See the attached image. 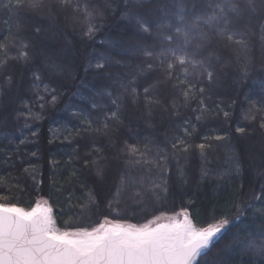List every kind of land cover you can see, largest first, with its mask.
I'll use <instances>...</instances> for the list:
<instances>
[{
    "label": "snow or ice",
    "instance_id": "1",
    "mask_svg": "<svg viewBox=\"0 0 264 264\" xmlns=\"http://www.w3.org/2000/svg\"><path fill=\"white\" fill-rule=\"evenodd\" d=\"M116 18L133 40L106 37L89 51L101 25ZM0 24V125L19 133L0 150V264H232L238 251L264 264V80L258 92L243 85L257 63L264 73V0H0ZM49 33L61 43L50 44L57 37ZM76 80L82 103L65 106V135L49 140L75 145L63 162L48 161L50 187L68 192V212L75 191L87 193L88 206L78 202L79 214L65 220L59 200L40 195L42 169L21 146L38 137L34 122ZM257 137L248 164L255 184L241 183L204 217L187 193L160 222L155 213L174 185L195 182L199 191L243 177L247 162L234 153L223 167H210L212 158L233 140ZM191 156L198 172L186 167ZM61 168L79 189L58 187ZM129 190L135 203L124 200ZM33 193L43 205L20 206ZM136 213L146 222L131 223Z\"/></svg>",
    "mask_w": 264,
    "mask_h": 264
},
{
    "label": "trees",
    "instance_id": "2",
    "mask_svg": "<svg viewBox=\"0 0 264 264\" xmlns=\"http://www.w3.org/2000/svg\"><path fill=\"white\" fill-rule=\"evenodd\" d=\"M190 6V5H189ZM13 26L15 25V20H13ZM73 26H68V31H73ZM75 31H79V25L75 27ZM125 31L123 28V25L120 24L119 18L116 19H109L107 22L101 25V30L96 33L95 35V43L89 47V51H92L94 48L97 47V45L101 41H105L106 37H110L112 41H120L122 43H130L133 40V37L130 35H122V33ZM5 32V26L3 24H0V33ZM50 36H56V39H50L49 43L56 45L60 44L61 41L57 34L55 33H49ZM69 40H71V37H69ZM76 40H79V37H76ZM106 43H109L108 41H105ZM77 48H79L81 51L83 50L82 45L77 44ZM102 50V49H100ZM260 56L259 48L256 49V57L257 59ZM83 75V73H81ZM264 80V73L260 71V65L257 63L256 65V71L251 74V79L245 80L243 82L245 91L249 92H258L261 87V81ZM80 86V80H76L74 83L69 82L68 89L65 90L63 93V101L59 103L56 107L48 108L44 114L43 119L37 120L34 122L35 126L39 129V135L38 137H31L27 130H25V135H29V142L25 145L21 146L22 151L26 153V159H31L34 163L37 164L39 168L42 169L43 176L42 179L44 180L43 192L40 194L44 197H48L50 202L59 200L60 206H62L67 213L63 219H69L70 217L75 219L76 216L79 214V203H83L86 207L88 206L87 200L84 199L86 196V190L81 191H75V196L78 198L77 200H74L72 202L75 207L71 212H68L69 205L65 202L66 197L68 196V192L66 191H57L56 188L50 187L51 180L49 177L52 174V169L49 167L48 161L52 159L53 157L57 160L64 161L68 158L67 153L71 151V147H74L75 145L68 146L66 143H61V139L54 140L53 143H49V140L52 139L53 135L55 134L58 137L63 138L65 135L64 128L67 127V115L64 111L66 105L70 104H76L80 105L82 103L81 96H73V93L77 91L78 87ZM228 85H224V88L226 89ZM81 91H84V89H81ZM74 126H78L76 121H73ZM52 129V131H49V129ZM139 130V129H138ZM16 132V130L9 125L8 127H4L3 125H0V150H2L6 144L5 137L10 135L11 133ZM147 135V133H144ZM16 135L18 136L19 133L16 132ZM246 141H236L233 140L231 142L230 147H224L221 146L218 151L217 155L212 158V163L210 167L216 168V167H223L228 164V156L232 153H234L238 158L246 161L245 164L246 171L243 175V177L238 176L235 180L229 181V183L224 188H214L212 183L209 182L207 184H202L201 189L199 191L196 190L195 182H193L191 185L187 186L185 189L181 190L178 185H174L172 188V191L168 195L167 199L164 201V210L162 212H156L155 215H161V214H172L173 211H179L180 206L182 203V197L183 201L187 202L188 195L187 193H193V198L196 201V205L193 209V213H198L200 217H204L207 215L208 212L212 210L213 207H223L225 200L229 197V195L236 191V189L239 188V185L241 183H245L247 186L249 183L255 184L257 180V175L255 171L248 167V164H250L249 160V152L250 150L255 146V144L258 145L257 150L260 148L259 144V138L257 137L255 140H252V147L248 150V146ZM255 148V147H254ZM37 152L39 159L32 158L30 156L31 152ZM186 167L191 170L192 172H198L199 168V159L197 156H191L189 159V162L187 163ZM4 169H0V173H2ZM69 177V173L65 172L63 168L58 170V173L56 175V180L58 182V187L61 189L63 188H69V190L73 189H79L81 187L80 183L75 184L74 186H69L67 184V180ZM81 180H84V177H81ZM29 183H31L29 181ZM49 193L51 195L49 196ZM134 195L133 190H129L125 196L124 200L128 203H135L134 201H131L129 198ZM25 203L21 204L20 206L23 207H29V203L31 202V205L34 206L36 202H38L40 199L39 196L36 194H32L31 196H25L24 198ZM156 206H160V201L156 202ZM148 211L152 212L151 202H149ZM130 217L133 216L132 213L128 214ZM153 216L149 215L147 219H152ZM95 219V217H93ZM251 220V217H249V220H246L243 224H240L238 228H234L232 232H236L242 228H244L246 225L249 224V221ZM131 223H145L146 220L143 217V213H136L134 218L130 220ZM59 226V225H58ZM261 227V224L259 221L255 223V225H251V228L259 229ZM250 228V230H251ZM225 241H221L217 248L223 247ZM215 251V250H214ZM210 258V257H209ZM232 264H259V258L256 256H249L247 254H240L239 251L232 254L231 257Z\"/></svg>",
    "mask_w": 264,
    "mask_h": 264
},
{
    "label": "rangeland",
    "instance_id": "3",
    "mask_svg": "<svg viewBox=\"0 0 264 264\" xmlns=\"http://www.w3.org/2000/svg\"><path fill=\"white\" fill-rule=\"evenodd\" d=\"M246 143H247V148H248V150L250 149V147H252V141H246ZM255 148L257 147L258 148V145L257 144H255V146H254ZM249 158V157H248ZM39 203H41L42 205H43V203H44V201L43 200H39L38 201ZM173 214V213H172ZM172 214H161L163 217H165L164 219H161V223H167L168 222V219H167V217H170ZM153 219V218H152Z\"/></svg>",
    "mask_w": 264,
    "mask_h": 264
}]
</instances>
